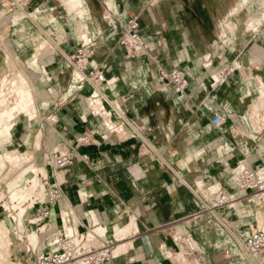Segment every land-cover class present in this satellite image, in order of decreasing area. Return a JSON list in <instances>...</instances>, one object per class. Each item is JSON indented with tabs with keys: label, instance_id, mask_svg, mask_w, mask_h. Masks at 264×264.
Segmentation results:
<instances>
[{
	"label": "crops",
	"instance_id": "crops-1",
	"mask_svg": "<svg viewBox=\"0 0 264 264\" xmlns=\"http://www.w3.org/2000/svg\"><path fill=\"white\" fill-rule=\"evenodd\" d=\"M5 1L0 0V7H8L0 15V81L9 53L26 74L35 103L34 117L21 113L10 138H0V154L18 150L28 154L31 165L46 164L62 149L75 156L61 183L65 194L24 215L28 232L36 227L39 233L40 224L31 220L44 210L50 213L45 222L51 230L40 231L38 245L45 244L52 228L97 227L115 243L114 258L106 264H264V249L248 254L243 242L251 229H264V204L238 200L234 209L206 211L217 192L232 195L234 189L226 167L217 166L216 152L223 145L212 141L208 124L194 122L193 116L210 101L203 115L207 120L213 114L212 126V118L224 119L227 111L240 117L227 138L232 152L241 157L238 161L264 168V122L255 118L264 116L260 0H81V13L70 10L67 0H27L24 6ZM134 16L147 51L128 57L119 40L122 26ZM84 41L93 51L92 62L110 81L103 87L105 115L94 112L92 87L77 82L68 61ZM160 68L182 71L193 92L187 88L181 96ZM224 68L231 74L213 85ZM110 121L124 129L108 132L104 140ZM87 131L97 144L76 147ZM225 164L232 174L236 163ZM44 168L39 174L48 176L47 189L55 179ZM118 229L125 233L121 239ZM178 230L195 244L194 250L182 251L187 260L178 258L173 236ZM19 244L12 253L23 264L31 245Z\"/></svg>",
	"mask_w": 264,
	"mask_h": 264
},
{
	"label": "built area",
	"instance_id": "built-area-1",
	"mask_svg": "<svg viewBox=\"0 0 264 264\" xmlns=\"http://www.w3.org/2000/svg\"><path fill=\"white\" fill-rule=\"evenodd\" d=\"M19 2L24 6L27 0H19ZM260 2L261 8L264 9V0ZM119 42L126 49L128 57H139L146 53L147 47L139 33L137 17L134 16L127 24L122 26ZM92 54L93 51L89 42L84 41L77 54L68 58V61L76 68L77 82L80 84L87 83L92 87L90 105L94 108V112L98 115H105L104 101H106V96L103 87L110 85V81L107 80L104 71L92 62ZM231 72V68H224L220 73L219 80L213 82V85L226 81ZM160 73L163 77L170 79L177 93L181 96L186 94L189 84L182 71L175 69L168 73L160 68ZM54 119L52 118V120ZM223 123L224 119L220 115H215L212 118V124L215 127L219 128ZM123 129V125H116L111 121L110 123L106 122V131L101 135V138L105 140L108 138V132L119 133ZM92 134L93 132L87 131L77 140L76 147L97 144ZM74 162L75 156L67 149L59 150L58 153L47 157L46 163L52 171L55 182L46 189L45 185L48 184L49 178L39 174L43 180V186L35 194V201L38 204L46 202L55 204L65 194L61 183L64 181L65 172L73 167ZM230 185L234 189V194L217 192L215 200L210 206L206 207L209 214L214 215V210L219 207L234 209L238 200L250 204H264V168L253 167L249 164L237 165L232 171ZM49 215V211L44 210L31 221H35L44 227L47 224L45 221ZM90 229L94 230L88 228L83 232L73 231L72 233H69L66 229L56 230L47 243V250L28 249L32 256L26 264H106L110 262L114 258V244L95 234L90 236ZM95 238L97 239L93 240ZM244 247L245 252L248 254L260 253L264 249V229H251L250 234L244 241Z\"/></svg>",
	"mask_w": 264,
	"mask_h": 264
},
{
	"label": "rangeland",
	"instance_id": "rangeland-1",
	"mask_svg": "<svg viewBox=\"0 0 264 264\" xmlns=\"http://www.w3.org/2000/svg\"><path fill=\"white\" fill-rule=\"evenodd\" d=\"M7 1H9V0H6L5 1V3H8ZM261 1V0H260ZM67 3H68V7H69V9L70 10H77V11H79V13H81V5H82V2H81V0H67ZM18 5H19V7H21V4L20 3H18ZM7 6H3V7H0V15H1V13H4L5 12V10L8 8H6ZM12 7V6H11ZM22 8V7H21ZM20 10H22V9H20ZM264 11V10H263ZM15 15H16V13L14 14V17H15ZM23 15H24V13H23ZM31 16L32 17H34V14H31ZM0 20H1V18H0ZM7 61H8V67H7V70L6 71H4L5 73L3 74V76H2V78H1V81H0V94L2 95L3 94V87L4 88H6L5 89V93L2 95V97H1V95H0V98H3V97H6V98H9L8 100H5V102H1L0 103V105L2 106H0V109H2L3 107L4 108H6L7 106L9 107V106H11V104L9 103V102H11L12 100H13V103H15L16 101H17V98L19 97H16L17 96V94H15V92H18V91H14L15 89H17L18 87H20L21 85L23 86V84H21V81H22V83L24 82L23 81V79L21 80V78H25V82H24V86L28 89V90H31V88H30V84H29V80L28 79H26L27 78V76H26V74L24 73V71L22 70V69H20L19 67H18V65H17V62H16V60L8 53V55H7ZM11 67H13V68H11ZM10 70L11 71H13L12 73H14V76H13V74L12 73H10ZM10 74H9V73ZM21 73V74H20ZM6 75H8V76H6ZM10 75V76H9ZM4 76H6V78L4 77ZM21 76V77H20ZM7 77H9V79H7ZM18 77H19V79L21 80V81H19V79H18ZM3 79H4V82H5V80L7 79V83H3ZM10 79H12L11 81H9ZM211 79H213V76H212V78ZM8 82H10V83H8ZM25 83L27 84L28 83V86L27 85H25ZM2 84H5V85H8V86H4L3 85V87H2ZM20 86H19V85ZM16 85H18V86H16ZM16 86V88H14ZM193 89L194 88H191V87H189L188 88V90L192 93L193 92ZM14 94H13V93ZM31 93H30V98H29V103L24 107V109L20 112V114L21 113H27V114H33V117H34V113L32 112V108H33V106H34V103H35V101H34V95H33V92H32V90L30 91ZM7 94V95H6ZM8 94H9V96L10 97H7L8 96ZM12 95H14V96H12ZM12 96V97H11ZM14 97V98H13ZM13 98V99H12ZM5 99V98H4ZM4 99H1L2 101H4ZM6 101H9L8 103L6 102ZM3 103V104H2ZM5 103V104H4ZM12 103V102H11ZM6 104H7V106H6ZM209 104H211L210 103V101H208V105ZM213 104V103H212ZM208 105L206 104V106H204L203 104H201V106L199 107V108H196V110H195V115H193V116H195L194 118V122H199V123H204V124H208V126L210 127V131H211V136H212V141H216L217 143H221V145H223V148L221 147L220 148V151L218 152H216V156H217V158H216V161L218 162V160L220 161V163H218L217 164V166H218V168L222 165V167H226L225 168V170H226V172H227V175L229 176V179H230V176H231V172H230V170L228 169V166H227V164H225V163H228V164H230V166H232V165H234V163H236L238 166H239V164L241 163H243V164H245V165H247L248 163L246 162V161H238L239 160V158H241V157H236L235 156V154H233V152L231 151V152H229L228 151V146L229 147H232V145H231V143L227 140V138L229 137V134H230V126L231 125H234L236 122H237V119H241L240 117L238 118V117H233L232 115H231V111H227V113H226V115H223L224 116V123H223V125H222V128L221 129H219L218 127H214V126H212L210 123H211V121H210V118L213 116V114H211L210 116H209V118L206 120V118H204V111H206V110H208ZM205 108H204V107ZM3 108V109H4ZM16 113H17V111H16ZM15 113V114H16ZM19 114V115H20ZM17 115V114H16ZM15 115V116H16ZM19 115H18V117H19ZM17 117V116H16ZM11 118L10 120H8V121H6V119L3 121V122H7L8 123V125L12 128V124L15 122V120H17V118ZM187 118H188V116H187ZM255 118H257V119H263L262 121H260V122H264V116H260V117H258V116H256L255 115ZM190 119H191V117H190ZM190 119H188V121H186V122H188V123H191L192 122V120H190ZM2 122V123H3ZM1 123V122H0ZM5 123H3L2 124V126L0 125V127H2V128H4L5 130H6V124ZM3 125H5L4 127H3ZM11 128H10V132L8 131V130H4V129H1L0 130V138L1 139H6V140H8L9 138H10V136H11ZM3 130V131H2ZM9 132V134H8V132ZM2 132V133H1ZM7 133V135H5V136H3V134H6ZM2 134V135H1ZM221 141H224V143H222ZM20 152V151H19ZM23 155L20 157V159L18 158H13V160H12V158L9 160V159H7V158H5V153H3V154H0L3 158H0V162L2 163L3 162V164L1 165V163H0V220H4V222H5V224L7 225V227H8V229H9V233H8V235H7V241H8V244L5 246V247H3V248H1V252H2V255L6 258V260H3V261H0V264H22L19 260H15V256L13 255V253H12V248H13V245H16L17 244V242L18 243H20L19 245H21V246H23V247H25V249H27L28 248V246L29 245H31L30 246V250H32L33 248H36V250L38 251V250H47V243L51 240V237H49V238H47L46 239V242H45V244H43V242H41L40 243V246L38 245V242H36V241H34V242H32L31 240H30V238H29V233L31 232V233H33L32 231H29L28 232V230L26 229V227L24 226V225H19V226H15L16 224H17V222L18 221H13L14 223H11L10 221H12L11 220V218H10V216L11 215H13V216H16V214L19 212V210L21 209V206L23 207V208H25L26 207V209L28 210V209H30V208H32V207H34L35 205H38V203L35 201V197H36V192H38L40 189H41V187H42V182L40 181V179H39V185H38V187L34 190V191H32V188H30V182L28 181V179L29 178H26V181L24 182V184H23V186H29V188L28 189H25V190H23V189H21V188H16L17 186H19V185H17L16 184V182L18 181V179L20 178V176L22 175V173H24V171L28 168V167H30V166H36L38 169H39V172L41 171V172H43V173H45V166L47 165V163L46 164H44V165H37V164H30L29 162V156H28V154H26V153H22ZM0 156V157H1ZM23 158V159H22ZM231 160H233V163L231 162ZM235 164V166L234 167H236L237 165ZM258 164H256L255 166H257ZM38 166H40V167H38ZM48 166V165H47ZM233 167V168H234ZM18 175H19V177H18ZM23 178H25V177H23ZM11 183H13V184H15L16 186H15V191H16V194H18V197L20 196V198L19 199H16L18 202L17 203H15V202H13L14 201V199H11V197H10V192L12 191V185H10ZM230 183V182H229ZM27 184V185H26ZM11 190V191H10ZM32 193V194H31ZM31 194V196L29 197V198H27V197H25L24 195H30ZM231 195V194H230ZM27 198V199H26ZM15 200V201H16ZM215 200V199H214ZM31 205V206H30ZM261 205V204H260ZM29 212V211H28ZM30 213V212H29ZM7 216H9L8 218V220L6 219V217ZM22 221V220H21ZM20 223V222H19ZM34 223L36 224V222L34 221ZM15 224V225H14ZM215 224H217V223H215ZM218 225V224H217ZM15 226V227H14ZM219 226V225H218ZM49 227V224L47 223L46 224V226H41V228H43V229H47ZM219 227H221V228H223L222 226H219ZM92 229H94L95 231H94V233L93 234H97L96 236H99V237H102V238H105V239H107V240H110V238H112V237H110L109 236V238H108V236L107 235H105V234H103V229H101V228H98L97 229V227H91ZM226 229H228V227H225ZM224 228V229H225ZM257 228H259V227H257ZM261 228V227H260ZM33 230H36L37 231V228L36 227H34V229ZM91 230V229H90ZM89 230V231H90ZM120 230H122V229H118L117 230V232H116V237L118 238V239H121V237H123L124 235H125V233H124V231L123 232H121ZM91 232V231H90ZM39 233H40V231H39ZM38 233V234H39ZM45 233V232H44ZM90 234V233H89ZM240 234V233H239ZM238 234V235H239ZM250 234V233H249ZM248 233H246V235H245V238H247V236L249 235ZM90 236H91V234H90ZM233 236L235 237V239L238 241V237H237V235L236 234H233ZM39 239H41L40 237H39ZM97 238H95V239H93V240H96ZM179 241L182 239V236H180L179 238ZM39 241V240H38ZM113 241V240H112ZM245 241V239L243 240V242ZM181 243H182V241H180ZM179 242V243H180ZM181 243H180V246H179V244H178V240H177V244H178V247H180V253H178V255H180L178 258L180 259V261L183 259V260H187V258H185L184 256H183V253H182V251L183 250H185L186 248H184V247H182V246H184V244H182V246H181ZM115 244V243H114ZM113 247H115V245H113ZM182 248V249H181ZM182 250V251H181ZM186 251H187V249H186ZM113 253H114V249H113ZM31 256H32V254H31ZM182 258V259H181ZM31 259V257H29L28 259H27V261H25L23 264H26V263H28V261ZM12 262V263H11ZM14 262V263H13ZM193 263V260L191 261V264Z\"/></svg>",
	"mask_w": 264,
	"mask_h": 264
},
{
	"label": "bare ground",
	"instance_id": "bare-ground-1",
	"mask_svg": "<svg viewBox=\"0 0 264 264\" xmlns=\"http://www.w3.org/2000/svg\"><path fill=\"white\" fill-rule=\"evenodd\" d=\"M11 68H13V67H11ZM13 71H11L10 70V73H12ZM9 73V72H8ZM9 73V74H10ZM15 73V72H14ZM14 73H12L13 74V76H14ZM6 74V73H5ZM21 74V73H20ZM6 76H8V75H6ZM6 76H4L5 78H6ZM10 76V75H9ZM21 77V76H20ZM7 79H9V77H7ZM7 79L5 80V82H4V79H3V83H7ZM18 79H19V77H18ZM23 79V81L25 82V78L23 77V78H21V80ZM26 79H28V78H26ZM12 79H10L9 81H11ZM20 79H19V81H21ZM2 82V81H1ZM24 82L22 83V81H21V84H23V86L21 85H19L20 87H18L17 89H15L14 91H18V92H15V94H17V96L16 97H18L17 98V101L15 102V103H13V100L11 101V102H9V101H6L7 103L9 102L10 104H11V106H7V104H6V108H2V109H0V125L2 126V124L3 123H5V122H3L5 119H6V121H8V120H10L11 118H15L16 116L18 117V115L20 114V112L24 109V107L30 102L29 101V98H30V92L27 90V88L24 86ZM29 82V81H28ZM8 83H10V82H8ZM3 85L6 87V86H8V85H5V84H2V87H3ZM18 85H16V86H18ZM25 85H27L28 86V83L26 84L25 83ZM16 86L14 87V88H16ZM3 94L5 93V89L6 88H4L3 87ZM1 90V89H0ZM1 92V91H0ZM13 93V92H12ZM2 94V95H3ZM14 94V93H13ZM1 95V94H0ZM2 95H1V97H2ZM7 95V94H6ZM12 96H14V95H12ZM11 96V97H12ZM7 97H10L9 96V94H8V96ZM5 98V99H4ZM14 98V97H13ZM12 98V99H13ZM1 99H4V101H2ZM9 98H6V97H3V98H0V103L1 102H5V100H8ZM8 103V104H9ZM3 104V103H2ZM5 104V103H4ZM1 106V105H0ZM2 107V106H1ZM16 111H17V113H16ZM17 115H16V114ZM16 115V116H15ZM16 117V118H17ZM108 119V118H107ZM16 121V120H15ZM3 122V123H2ZM6 124V130H10V126L8 125V123L6 122L5 123ZM5 125H3V127H4ZM5 128V127H4ZM4 128H2V127H0V130L1 129H4ZM5 130V129H4ZM5 130V131H6ZM3 131V130H2ZM7 131V132H8ZM10 132V131H9ZM9 132H8V134H9ZM2 133V132H1ZM2 135V134H1ZM5 135H7V133L6 134H3V136H5ZM228 151L230 152V151H233L232 150V148L231 147H229L228 146ZM23 154L21 153V152H19L18 150H8L7 152H5V158H7V159H11L12 158V160H13V158H19L20 159V157L22 156ZM1 156V155H0ZM0 158H3L2 156L0 157ZM23 159V158H22ZM231 162L233 163V160H231ZM1 163V162H0ZM3 164V162L1 163V165ZM235 164V163H234ZM4 165V164H3ZM243 165H245V164H241L240 166H243ZM39 169L36 167V166H30V167H28L25 171H24V173H22V175L20 176V178L18 179V181L16 182V184L17 185H19L18 186V188H21V189H23V190H25V189H28L29 188V186H23V185H21V183H22V181H23V177H25V178H29L28 179V181L31 183L30 184V188H32V191H34L37 187H38V185H39V180H37L36 179V177H39ZM38 175V176H37ZM10 185H12V191L10 192V197H11V199H14V201L13 202H15V203H17L18 201L16 200V199H19L20 198V196L18 197V194H16V191H15V184H13V183H11ZM27 185V184H26ZM32 194V193H31ZM31 194L30 195H24L25 197H27V198H29L30 196H31ZM16 198V199H15ZM26 198V199H27ZM16 200V201H15ZM19 203V202H18ZM31 206V205H30ZM33 208V207H32ZM26 211H27V209H26V207L25 208H23L22 206H21V209L19 210V212L16 214V216H13V215H11L10 216V218H11V220L12 221H18V224L19 225H23V218H24V215H25V213H26ZM7 217H9V216H7ZM22 220V221H21ZM52 221H56L54 218H53V220ZM20 222V223H19ZM221 222H222V220H221ZM65 223H66V219H65ZM67 230H68V232L69 233H72L73 232V228L72 227H70L69 225H67V228H66ZM51 230V228L50 227H48L47 229L45 228V229H43V228H41V231H42V233H47V232H49ZM56 230L55 229H53L52 228V232H51V236L50 237H52V234L55 232ZM33 233H29V238H30V240L32 241V242H34V241H36V242H38V240H39V234H38V232L36 231V230H34V231H32ZM8 233H9V229H8V227H7V225L5 224V222H4V220H0V261H3V260H6V258L2 255V252H1V248H3V247H5L7 244H8V241H7V235H8ZM93 233H94V231L92 230L91 232H90V234L91 235H93ZM249 234V233H248ZM95 235H97V234H95ZM180 235H181V233H179V230H178V232H175L174 234H173V236H174V239L176 240V242H177V240H178V244H179V246H180V241H182V243H181V246H182V244H184V246H182V247H184V248H186L187 249V252L188 251H191V250H194V248H195V244H194V241L192 240V238L189 236V235H186L185 237H183L182 236V239L179 241V237H180ZM246 235V234H245ZM109 238V237H108ZM109 241H111V240H109ZM180 242V243H179ZM111 243H113L114 244V242H112L111 241ZM177 244V245H178ZM180 248V247H179ZM182 249V248H181ZM186 249L185 250H183L184 251V253H185V251H186ZM182 251V250H181ZM183 253V252H182ZM183 253V254H184ZM259 255V254H258ZM12 263V262H11ZM14 263V262H13Z\"/></svg>",
	"mask_w": 264,
	"mask_h": 264
}]
</instances>
